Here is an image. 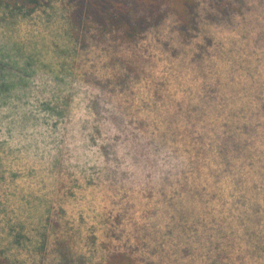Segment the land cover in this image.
Segmentation results:
<instances>
[{
	"label": "rangeland",
	"instance_id": "1",
	"mask_svg": "<svg viewBox=\"0 0 264 264\" xmlns=\"http://www.w3.org/2000/svg\"><path fill=\"white\" fill-rule=\"evenodd\" d=\"M191 1L133 40L0 6L5 264H264V0Z\"/></svg>",
	"mask_w": 264,
	"mask_h": 264
},
{
	"label": "trees",
	"instance_id": "2",
	"mask_svg": "<svg viewBox=\"0 0 264 264\" xmlns=\"http://www.w3.org/2000/svg\"><path fill=\"white\" fill-rule=\"evenodd\" d=\"M109 4L107 7H95L99 13L92 10L99 24L110 25L109 31L119 32L123 37L134 39L146 33L150 27L157 25L159 20L165 15V11H170L179 19V27L181 30H188L189 25L197 15L196 6L192 5L191 0H122ZM220 2L221 0H215ZM48 0H0V6L30 13L38 9ZM72 4L69 21L72 26V38L78 41L83 37V27L88 21L89 7L88 0H68ZM104 4V0L102 3ZM178 4L180 8H176ZM115 7V8H114ZM100 8V9H98ZM170 8V10H169ZM195 13V14H194ZM226 9L216 7L213 9L210 17L225 16ZM224 14V15H223ZM188 25V26H187ZM105 33V29H103ZM0 264H5L0 259Z\"/></svg>",
	"mask_w": 264,
	"mask_h": 264
}]
</instances>
